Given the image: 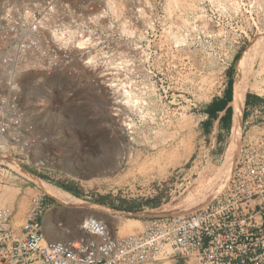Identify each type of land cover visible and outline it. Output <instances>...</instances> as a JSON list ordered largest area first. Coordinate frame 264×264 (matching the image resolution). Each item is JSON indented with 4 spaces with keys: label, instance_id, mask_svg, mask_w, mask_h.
Segmentation results:
<instances>
[{
    "label": "rangeland",
    "instance_id": "obj_1",
    "mask_svg": "<svg viewBox=\"0 0 264 264\" xmlns=\"http://www.w3.org/2000/svg\"><path fill=\"white\" fill-rule=\"evenodd\" d=\"M123 3L153 13L156 37L145 41L143 64L149 74L141 80L95 81L92 72L80 78L24 73L21 102L44 141L30 162L16 161L46 184L75 196L68 187L87 202V208H69L70 222L81 213H96L121 236L142 232L151 216L193 212L222 190V182L215 183L218 174L235 161L251 128L242 132L241 122L234 125L229 142L217 146L203 138L202 112L219 96L236 55L234 93L239 83L259 81L251 61L259 50L250 49L264 44V0H109L118 10ZM247 92L239 108L233 98L234 124ZM257 121L264 123V113ZM22 175L10 174L13 185L3 190L11 209L16 202L25 212L30 196L45 192ZM101 197L134 211L96 204ZM130 219L139 221L136 232L126 228Z\"/></svg>",
    "mask_w": 264,
    "mask_h": 264
},
{
    "label": "built area",
    "instance_id": "obj_2",
    "mask_svg": "<svg viewBox=\"0 0 264 264\" xmlns=\"http://www.w3.org/2000/svg\"><path fill=\"white\" fill-rule=\"evenodd\" d=\"M144 12L109 0H0V264H264V123L245 132L229 180L193 212L148 218L142 232L125 236L87 216L78 236L53 242L42 233L50 206L39 190L22 224L13 222L3 188L13 172L23 175L1 159L30 162L44 141L23 108L22 75L145 78V41L156 24Z\"/></svg>",
    "mask_w": 264,
    "mask_h": 264
},
{
    "label": "crops",
    "instance_id": "obj_3",
    "mask_svg": "<svg viewBox=\"0 0 264 264\" xmlns=\"http://www.w3.org/2000/svg\"><path fill=\"white\" fill-rule=\"evenodd\" d=\"M235 57L229 62V70L227 75L226 84L223 86L218 97H215L207 106H205L202 117L203 123L201 124V132L204 134V139L211 140L212 144L217 146L225 145L229 142L232 136V131L234 125L237 127L241 122V130L248 127L256 129L258 127L257 119L261 118L264 113V98L254 94L252 92H247L243 112L240 114L239 123H236L234 118V81L236 75ZM208 109L210 115L205 113ZM242 117V120H241ZM254 123H257L254 124ZM35 176V175H34ZM47 203L50 208L43 216L42 222V233L49 241H64L69 238L76 237L78 235H72V233L80 231V223L87 216L101 217L96 213H81L75 221H69L71 216V210L68 207L57 204L51 197L46 198ZM14 213L13 222L16 226H19L24 221L26 211H19L16 206V202L13 203ZM66 219L67 221H63ZM62 220V221H61ZM66 231L70 234L68 237L61 232Z\"/></svg>",
    "mask_w": 264,
    "mask_h": 264
},
{
    "label": "bare ground",
    "instance_id": "obj_4",
    "mask_svg": "<svg viewBox=\"0 0 264 264\" xmlns=\"http://www.w3.org/2000/svg\"><path fill=\"white\" fill-rule=\"evenodd\" d=\"M236 5H239V4L237 3ZM255 48L259 50V52H257L259 56L255 60H251L252 67H253L252 71L254 72V75L259 79V81L257 83L237 84L235 93H234V107H237V108H239L241 105V99H242L243 92H247L248 90H250V92L252 93H255L258 95H264V44H260V42L255 43L250 50L253 51L255 50ZM124 91L125 90H123L122 94L125 93ZM126 93H129V92L127 91ZM1 160L11 165L12 169L16 170L17 172H20L26 175L27 177L28 176L31 177L32 181L36 183L38 187L40 186L41 189L47 195L54 198L61 205L68 207V208H87L86 201L80 198H77L75 196H72L67 192L61 191L53 185L46 184L42 179L38 178L37 176L29 174L22 166L18 165L15 161H13L11 157L6 155V156H3ZM233 165H234V160L229 166L228 170H226L227 169L226 167L225 170H223L220 175L218 174V178L215 183L218 182L221 184L222 182V184L220 185L221 188L224 187L227 181L229 180ZM137 224H139V221L130 219L127 221L126 228L132 232H136L138 229Z\"/></svg>",
    "mask_w": 264,
    "mask_h": 264
},
{
    "label": "trees",
    "instance_id": "obj_5",
    "mask_svg": "<svg viewBox=\"0 0 264 264\" xmlns=\"http://www.w3.org/2000/svg\"><path fill=\"white\" fill-rule=\"evenodd\" d=\"M238 58H239V54L236 55L235 60H238ZM205 113H206L207 115H210V112L208 111V109L205 110ZM66 190H67L68 192H70L71 194L75 195L76 197L81 198V197L79 196V194H77L76 192H73V191L70 190L68 187H66ZM95 203H96V204H100V205H104V206H108V207H111V208H115V209H118V210L130 211V212H133V211H134V209L131 208V207H127V206H114V205H112V204H109V203L106 202V198H105V197H101V198L95 200Z\"/></svg>",
    "mask_w": 264,
    "mask_h": 264
},
{
    "label": "water",
    "instance_id": "obj_6",
    "mask_svg": "<svg viewBox=\"0 0 264 264\" xmlns=\"http://www.w3.org/2000/svg\"><path fill=\"white\" fill-rule=\"evenodd\" d=\"M160 216H176V215H158V216H151L149 218H152V217H160Z\"/></svg>",
    "mask_w": 264,
    "mask_h": 264
}]
</instances>
